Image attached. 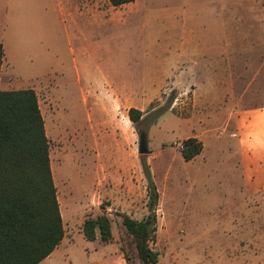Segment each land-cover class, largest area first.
I'll return each instance as SVG.
<instances>
[{"label":"rangeland","instance_id":"374dc122","mask_svg":"<svg viewBox=\"0 0 264 264\" xmlns=\"http://www.w3.org/2000/svg\"><path fill=\"white\" fill-rule=\"evenodd\" d=\"M5 7L0 0V16ZM127 12L125 23L83 31L93 41H7L15 66L10 87L34 84L38 93L65 229L75 236L86 219L105 213L113 245L126 264H139L119 215L141 221L148 214L144 159L160 195L161 263L264 264V191L249 209L231 128L232 114L264 106V0H140ZM171 35L231 41V58L221 63L225 76L168 78L162 55L148 54L154 41ZM36 48L35 60L25 55ZM169 99L162 117L136 130L131 108L152 113ZM141 132L146 156L138 153ZM191 137L204 149L186 162L182 143Z\"/></svg>","mask_w":264,"mask_h":264},{"label":"trees","instance_id":"16d2710c","mask_svg":"<svg viewBox=\"0 0 264 264\" xmlns=\"http://www.w3.org/2000/svg\"><path fill=\"white\" fill-rule=\"evenodd\" d=\"M135 0H110L120 7ZM4 46L0 43V76ZM171 106L143 112L128 111V118L139 131L147 118L158 120ZM150 116V117H149ZM182 158L186 162L202 154L204 145L197 138L183 141ZM147 179L148 214L137 221L120 214L127 234L132 237L139 264H163L155 249L160 195L147 163L142 159ZM87 241L98 237L112 243V221L104 213L88 218L82 225ZM65 236L57 188L49 155V140L39 100L33 89H0V264H40L60 245Z\"/></svg>","mask_w":264,"mask_h":264},{"label":"crops","instance_id":"0c3cea01","mask_svg":"<svg viewBox=\"0 0 264 264\" xmlns=\"http://www.w3.org/2000/svg\"><path fill=\"white\" fill-rule=\"evenodd\" d=\"M139 8L140 0L120 7L112 6L110 0H6L5 10L0 16V43L4 46L0 89L15 90L10 87L15 66L8 57L7 41H83V38L85 41H93L83 31H92L97 27L106 28L113 23H125L127 15L130 14L127 11L133 12ZM172 39L171 35L164 43L154 41L152 47L156 50H150L148 54L162 55L160 60L171 71L168 78L181 77L189 81L191 78L225 76L221 63L231 58V41ZM48 47L52 49V54L59 52L54 45L49 44ZM38 50L36 48L32 54L25 55L35 60ZM34 76L38 78L37 74ZM33 85L24 89H33L36 92ZM232 116V135L236 138L233 140L236 146L233 155L240 169V190L245 201H250L248 205L251 209L253 197L264 191V106L239 110ZM107 245L112 246L111 250L100 251ZM40 264H126V261L120 245L104 244L99 237L90 242L84 238L82 230L73 236L65 229L60 245Z\"/></svg>","mask_w":264,"mask_h":264},{"label":"water","instance_id":"95a60500","mask_svg":"<svg viewBox=\"0 0 264 264\" xmlns=\"http://www.w3.org/2000/svg\"><path fill=\"white\" fill-rule=\"evenodd\" d=\"M138 153L141 156H146L150 153L148 148V140L145 132L139 134Z\"/></svg>","mask_w":264,"mask_h":264},{"label":"built area","instance_id":"2783aa9c","mask_svg":"<svg viewBox=\"0 0 264 264\" xmlns=\"http://www.w3.org/2000/svg\"><path fill=\"white\" fill-rule=\"evenodd\" d=\"M183 147V146H182Z\"/></svg>","mask_w":264,"mask_h":264}]
</instances>
